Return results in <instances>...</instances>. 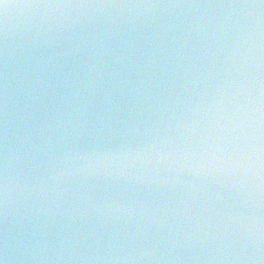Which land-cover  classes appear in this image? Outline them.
<instances>
[{"label": "water", "instance_id": "obj_1", "mask_svg": "<svg viewBox=\"0 0 264 264\" xmlns=\"http://www.w3.org/2000/svg\"><path fill=\"white\" fill-rule=\"evenodd\" d=\"M5 3V264H264V3Z\"/></svg>", "mask_w": 264, "mask_h": 264}, {"label": "snow or ice", "instance_id": "obj_2", "mask_svg": "<svg viewBox=\"0 0 264 264\" xmlns=\"http://www.w3.org/2000/svg\"><path fill=\"white\" fill-rule=\"evenodd\" d=\"M261 3H264V0H261ZM0 4H3L4 7L7 5L5 0H0ZM0 264H5V259L3 257H0Z\"/></svg>", "mask_w": 264, "mask_h": 264}, {"label": "clouds", "instance_id": "obj_3", "mask_svg": "<svg viewBox=\"0 0 264 264\" xmlns=\"http://www.w3.org/2000/svg\"><path fill=\"white\" fill-rule=\"evenodd\" d=\"M9 7V5H5V8ZM7 180V178H5V181ZM7 193V182H5V194Z\"/></svg>", "mask_w": 264, "mask_h": 264}]
</instances>
